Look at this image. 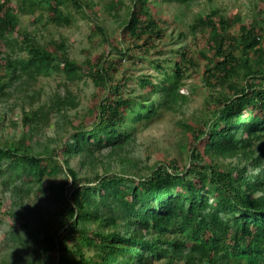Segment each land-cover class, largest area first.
<instances>
[{"label":"trees","instance_id":"obj_1","mask_svg":"<svg viewBox=\"0 0 264 264\" xmlns=\"http://www.w3.org/2000/svg\"><path fill=\"white\" fill-rule=\"evenodd\" d=\"M189 1L132 0L116 38L93 21L90 47L102 51L93 57L84 51L77 62L69 58L66 39L51 33L72 27L86 10L98 13L91 0H0V102L23 97L22 127L37 130L61 114L70 129L50 155L32 140L0 145V177L27 178L26 192L35 184L40 192L45 176L63 177L48 187L62 195L60 232L37 239L10 231L9 240L17 241L13 256L29 251L36 258L13 264H264V2L252 20L218 10L193 19L180 39L191 36L195 55L181 49L171 61H147L156 76L125 78L123 72L125 61L147 58L163 39L164 21L152 9ZM123 7L119 0L101 6L116 18ZM37 11L28 23L42 26L49 35L43 40L40 31L21 29L19 14ZM200 60L208 93L202 117L177 124L186 164L163 159L147 175H130L138 167L132 156L138 134L163 112L181 111L188 74ZM119 72L121 81L114 83L112 74ZM41 77L58 78L62 90L34 108L40 92L31 88ZM87 79L95 88L87 115L69 120L63 111L75 109L78 100L68 83ZM98 152H105L101 161ZM79 156L100 162L103 173L79 176L68 166Z\"/></svg>","mask_w":264,"mask_h":264},{"label":"rangeland","instance_id":"obj_2","mask_svg":"<svg viewBox=\"0 0 264 264\" xmlns=\"http://www.w3.org/2000/svg\"><path fill=\"white\" fill-rule=\"evenodd\" d=\"M14 1V0H12ZM97 6L98 13L95 15L91 11L86 10L82 15H77V20L72 27L61 26L55 28L51 33L56 39H66L68 55L70 59L77 62H83L86 58L84 51H90L91 57L100 54L101 46L95 48L90 47V25L95 21L98 25L103 26L110 37L116 38L119 30V21L126 22L129 11L127 10L132 0H119L124 7L122 10H117V18L108 15L102 4L105 1L113 0H91ZM264 0H214L212 5H208L206 0H191L188 6H179L178 4H161L155 6L152 10L164 22L163 24V39L155 42L154 50H151L147 58L141 57V61L135 63L124 62L123 72L125 78L131 75L138 76L142 72L147 75H155L151 66L147 61L160 60L171 61L176 57L175 52H181V49H187L190 55H195L196 46H192L193 42L190 35L180 39L181 35L187 33V28L193 22V19L201 15L207 14L212 10H218L224 16L237 15L244 21L252 20L259 15L258 9H262ZM114 13V12H113ZM39 15V11L32 15L24 17L19 14L21 21V29L30 30L37 34L39 40L49 37L48 33L42 30L39 24L30 26L28 21L30 17L35 18ZM236 30V29H235ZM50 34V35H51ZM199 37V34L196 35ZM158 53H161L160 56ZM202 60L199 61L198 66L190 69L189 76L186 80L187 92L183 90V94L188 98V102L182 107L179 113L163 112L160 118L153 120V122L138 134V142L132 151L133 159L138 163V167L131 169L130 175L143 176L149 173V168H153L163 161H170L176 159L182 165L186 164L185 152L181 151L178 144L184 143L181 128L177 125L181 120L192 119L193 117H202L201 112L205 107L208 93L202 88L201 72L203 69ZM114 83L121 81V74H112ZM124 83V81H123ZM63 82L58 78L41 77L32 86L31 91H39L40 99L34 101V108L42 103H46L52 95L62 90ZM72 93L78 100V106L75 109H65L63 114L69 120L74 118H82L87 115L89 100L94 93L95 88L90 80L78 81L76 83H68ZM130 89L135 86L132 82L129 83ZM30 96L31 92L28 93ZM23 97L19 94L14 95L11 99L0 102V145H12L21 140H32L37 143V149L46 151L50 155L54 149L60 144V140L70 131L69 125L64 122V119L58 116L50 117L48 125L39 129L22 127L21 125V103ZM23 105V103H22ZM27 110L28 106L24 105ZM58 127H65L62 131ZM61 136V138H60ZM105 152L96 153L95 157L100 160V157ZM57 159L61 160L59 156ZM83 157L79 156L68 160L70 169L78 172L79 176L93 177L95 174L100 176L103 173V168L99 165L100 162L89 164L88 160L83 161ZM101 161V160H100ZM112 163V162H110ZM114 170H120V166L113 167ZM253 176L256 174H252ZM61 175L45 176L42 178L39 186L41 191H36L37 185H30L31 191L26 192L27 186H22L27 182V178H22L15 182H7L6 178L0 177V264L6 263H24L27 259L36 258L27 251V254L20 253L18 260L13 256V246L16 242L10 239V231L13 235L26 238L27 234H36L39 239L46 234H56L60 232L59 224V209L62 203L58 200L62 195L57 191L56 195L48 189L50 184L58 185L62 181ZM7 182V183H6ZM21 187V188H20ZM21 189L19 193L16 192ZM35 238V239H36ZM21 261V262H20Z\"/></svg>","mask_w":264,"mask_h":264}]
</instances>
